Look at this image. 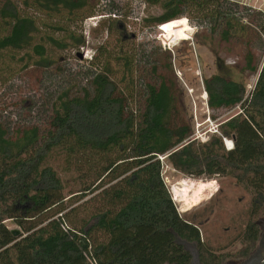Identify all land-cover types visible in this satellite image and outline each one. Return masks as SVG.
Listing matches in <instances>:
<instances>
[{
	"label": "trees",
	"instance_id": "trees-1",
	"mask_svg": "<svg viewBox=\"0 0 264 264\" xmlns=\"http://www.w3.org/2000/svg\"><path fill=\"white\" fill-rule=\"evenodd\" d=\"M151 2L166 11L157 23L187 15L196 24L207 21L209 38L221 47L244 43L241 72L259 74L252 91L217 74L203 79L213 120L221 111L239 109L219 126L234 149L226 150L217 135L203 144L193 139L171 50L159 49L145 65L126 53L110 54L101 67L96 59L87 84L78 93L62 92L45 124L11 128L0 115V264H191L176 235L197 245L202 264H222L247 258L258 244V221L264 219V27L254 15L263 14L241 17L232 12L239 4L228 0ZM21 7L65 19V26L49 27L66 31V40L78 47L84 40L66 28L94 12L88 0H34ZM0 25V57L16 61L31 48L43 57L45 49L33 46L37 21L17 3L0 4ZM138 84L135 101L129 87ZM160 157L188 177H231L251 193L245 250L232 256L204 243L200 226L178 212ZM54 160H63V171L75 170L81 183L70 194V206ZM8 221L20 228L17 236Z\"/></svg>",
	"mask_w": 264,
	"mask_h": 264
},
{
	"label": "rangeland",
	"instance_id": "rangeland-1",
	"mask_svg": "<svg viewBox=\"0 0 264 264\" xmlns=\"http://www.w3.org/2000/svg\"><path fill=\"white\" fill-rule=\"evenodd\" d=\"M3 1L0 0V4ZM12 1L20 6L23 15L37 21L39 31L34 34L33 46H42L45 54L44 58L40 57L31 48L30 54H17L16 61H9L5 55L0 57V115L11 128L17 124H45L44 120L58 96L68 90L72 94L78 93L87 84L88 75L97 68L92 67V62L97 59L101 67L110 54L120 56L126 53L134 56L137 64L145 65L159 49L171 50L174 70L181 86V109L192 124L193 138L196 137L202 144L201 140L208 141L214 136L210 119L219 129L223 122L239 111L238 107L221 111L215 114L218 119L213 120L203 79L221 75L244 83L247 93L258 81L259 74L241 72L244 44L241 40H234L231 50L221 47L217 39L212 41L209 38L207 21L196 24L197 21L187 15L171 20L176 24L169 25L166 31L161 30L160 27L167 23L157 21L166 11L160 3H153L152 0H88L89 6L94 9L93 14L66 28L84 40L79 47L66 40V31L49 27L59 22L65 26V19L49 18L36 9L21 7L22 3L34 0ZM228 1L239 4L240 8L233 7L232 12L239 11L241 17L262 12L263 16L254 15V18L258 26L264 27V0ZM112 21L116 24L109 28ZM261 39L264 43V37ZM39 60L46 61V65H36ZM140 89V84L135 88L129 87L135 101L139 99ZM159 159L163 166L164 183L178 212L200 226L204 243L213 251L232 256L245 250L247 244L242 240V234L249 220L251 193L231 177L191 178L173 169L166 157ZM50 164L64 181L66 200L72 198L71 192L81 187L77 172L63 171V160H54ZM89 198L91 196L85 200ZM71 202L66 201V206L72 205ZM258 222L261 234H264V219ZM6 225L13 231L20 230L13 222L8 221ZM229 259L241 260L236 257Z\"/></svg>",
	"mask_w": 264,
	"mask_h": 264
},
{
	"label": "flooded vegetation",
	"instance_id": "flooded-vegetation-1",
	"mask_svg": "<svg viewBox=\"0 0 264 264\" xmlns=\"http://www.w3.org/2000/svg\"><path fill=\"white\" fill-rule=\"evenodd\" d=\"M264 257V234L260 235L255 251L247 258L236 261L234 259L223 262L222 264H259Z\"/></svg>",
	"mask_w": 264,
	"mask_h": 264
},
{
	"label": "water",
	"instance_id": "water-1",
	"mask_svg": "<svg viewBox=\"0 0 264 264\" xmlns=\"http://www.w3.org/2000/svg\"><path fill=\"white\" fill-rule=\"evenodd\" d=\"M13 234L14 236H17L19 234V231H13ZM176 242L178 245L183 246V248L191 254L192 256L191 264H202L196 244L181 240L177 235H176ZM259 264H264V257Z\"/></svg>",
	"mask_w": 264,
	"mask_h": 264
},
{
	"label": "built area",
	"instance_id": "built-area-1",
	"mask_svg": "<svg viewBox=\"0 0 264 264\" xmlns=\"http://www.w3.org/2000/svg\"><path fill=\"white\" fill-rule=\"evenodd\" d=\"M165 25L161 26V30L164 28ZM211 120V119H210ZM209 120V122L211 123L213 129H212V134L217 135V136H221L223 139V143L224 146L226 148V150L231 151L234 149V141L232 139L229 138H225L222 136V134L220 133L218 127H215L216 125H214L211 121ZM195 140H198L196 137L193 138ZM203 143L207 142L206 139L201 140ZM161 158V157H160ZM176 199V198H175Z\"/></svg>",
	"mask_w": 264,
	"mask_h": 264
},
{
	"label": "bare ground",
	"instance_id": "bare-ground-1",
	"mask_svg": "<svg viewBox=\"0 0 264 264\" xmlns=\"http://www.w3.org/2000/svg\"><path fill=\"white\" fill-rule=\"evenodd\" d=\"M174 23L176 24V21L170 22V24L167 23V25L165 24V26H164V28L162 30H165V31H166V29L168 30V26L171 25V24H174Z\"/></svg>",
	"mask_w": 264,
	"mask_h": 264
}]
</instances>
